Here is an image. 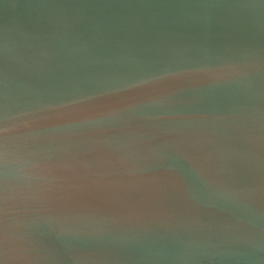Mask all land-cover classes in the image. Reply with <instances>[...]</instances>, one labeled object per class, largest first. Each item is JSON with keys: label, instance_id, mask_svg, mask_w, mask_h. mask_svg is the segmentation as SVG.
Wrapping results in <instances>:
<instances>
[{"label": "water", "instance_id": "1", "mask_svg": "<svg viewBox=\"0 0 264 264\" xmlns=\"http://www.w3.org/2000/svg\"><path fill=\"white\" fill-rule=\"evenodd\" d=\"M0 264H264V0H0Z\"/></svg>", "mask_w": 264, "mask_h": 264}]
</instances>
